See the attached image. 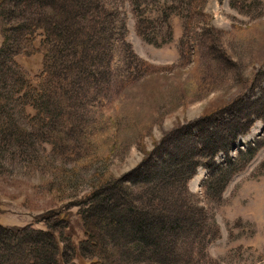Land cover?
Here are the masks:
<instances>
[{"label":"rangeland","instance_id":"obj_1","mask_svg":"<svg viewBox=\"0 0 264 264\" xmlns=\"http://www.w3.org/2000/svg\"><path fill=\"white\" fill-rule=\"evenodd\" d=\"M91 5L98 23L80 58L55 69L67 102L50 127L27 116L16 86L40 73L41 55L0 68V225L49 229L59 264H264V0ZM243 121L231 166L193 170L210 163L196 136ZM146 161L162 168L143 182Z\"/></svg>","mask_w":264,"mask_h":264},{"label":"trees","instance_id":"obj_2","mask_svg":"<svg viewBox=\"0 0 264 264\" xmlns=\"http://www.w3.org/2000/svg\"><path fill=\"white\" fill-rule=\"evenodd\" d=\"M91 3L93 0L89 2L87 0H0V68L7 65L9 66L8 70L11 71L12 64H16L14 55L19 52L24 56L36 53L41 55L40 73L27 76L25 82L21 81L16 86L17 93H20L19 96L23 99L21 102L32 110V114H27V116L38 123L40 122L43 126L50 127L53 117L61 115L66 106L67 98L64 96L65 91H62L65 81L62 75L56 73L55 69L64 64L66 56L71 57L74 61L80 58L85 42L88 40L87 36L90 38V31L95 27L94 23H98L95 20L96 15L98 16V8L92 6ZM32 4L43 7L42 13L32 12ZM19 6H22V11H19ZM10 16L13 19L7 27L6 19ZM9 41L11 42L10 49H8ZM68 47H71L72 51L65 53L66 51L63 49ZM72 59L71 62H74ZM57 92L59 93L58 98L53 94ZM2 94L0 89V108ZM201 120L203 118L194 122L193 128L197 127L196 129L199 130L198 125ZM5 123L6 121L0 118V128H8L9 126ZM246 124L247 122L243 121V123L232 124L233 126H225L226 134L205 131L206 137L196 136L194 139L197 142V149L208 153L205 158H210V163L201 162L196 158L192 162L193 170L195 166L205 165L210 170L211 178L213 172L220 175L219 171L231 166L233 159L228 151L234 146L238 136L248 129L249 124L245 127ZM218 153H222L225 159L215 163L214 159ZM239 153L244 152L240 149ZM159 168H162V164L153 162L149 164V161H146L141 168V170L144 169L141 172V177L138 176L139 180L144 182L150 179L151 175L149 176V174ZM192 174L193 171H189L185 179H189ZM230 174L231 172L226 173L221 183V189L229 180L227 175ZM104 187L103 185L99 186L103 196L107 193L104 191ZM105 201L101 199L98 203L109 204L107 200ZM134 211L135 208L129 211L131 218L140 221V223L144 222L146 215L143 216V213L138 214V212L134 215ZM83 222L85 241L92 240V245L96 246L100 240L95 237L91 226L85 221ZM39 235L44 237H39ZM137 237L141 239L134 241L149 246L153 245L152 241H147V239H152L142 235ZM55 239L54 233L49 229L42 231L36 230L30 225L22 227L0 225V264H59L60 251ZM89 264H101V262L96 257H92Z\"/></svg>","mask_w":264,"mask_h":264}]
</instances>
